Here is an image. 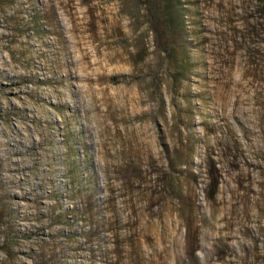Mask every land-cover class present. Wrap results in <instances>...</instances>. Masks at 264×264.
I'll return each instance as SVG.
<instances>
[{"label":"rangeland","instance_id":"rangeland-1","mask_svg":"<svg viewBox=\"0 0 264 264\" xmlns=\"http://www.w3.org/2000/svg\"><path fill=\"white\" fill-rule=\"evenodd\" d=\"M167 3L0 0V264H264V0Z\"/></svg>","mask_w":264,"mask_h":264},{"label":"trees","instance_id":"trees-1","mask_svg":"<svg viewBox=\"0 0 264 264\" xmlns=\"http://www.w3.org/2000/svg\"><path fill=\"white\" fill-rule=\"evenodd\" d=\"M168 2L167 4H170V6L164 9L165 15L167 17V20L171 23L173 26H179L180 24V0H166ZM149 12H151V7H148ZM153 30H158L156 24L153 25Z\"/></svg>","mask_w":264,"mask_h":264},{"label":"bare ground","instance_id":"bare-ground-1","mask_svg":"<svg viewBox=\"0 0 264 264\" xmlns=\"http://www.w3.org/2000/svg\"><path fill=\"white\" fill-rule=\"evenodd\" d=\"M253 229V228H252ZM257 234V233H256ZM259 234V233H258Z\"/></svg>","mask_w":264,"mask_h":264}]
</instances>
